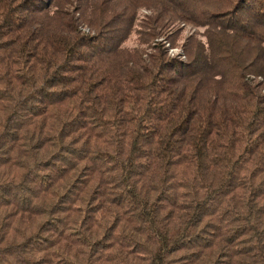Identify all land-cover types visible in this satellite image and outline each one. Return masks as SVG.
Here are the masks:
<instances>
[{"label":"trees","instance_id":"obj_1","mask_svg":"<svg viewBox=\"0 0 264 264\" xmlns=\"http://www.w3.org/2000/svg\"><path fill=\"white\" fill-rule=\"evenodd\" d=\"M0 264H264V0H0Z\"/></svg>","mask_w":264,"mask_h":264},{"label":"rangeland","instance_id":"obj_2","mask_svg":"<svg viewBox=\"0 0 264 264\" xmlns=\"http://www.w3.org/2000/svg\"><path fill=\"white\" fill-rule=\"evenodd\" d=\"M81 29L84 30L85 32L89 31V28L87 26H82ZM194 30H195L194 27L186 26L185 29H184L183 37L187 36L188 34L193 33ZM161 37L155 38V40H161ZM166 47H168V55L169 56H180V58L182 60H186V56L184 55L183 49H182V47L180 45L175 46V47H171L170 45H168L166 43Z\"/></svg>","mask_w":264,"mask_h":264}]
</instances>
